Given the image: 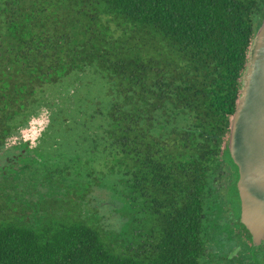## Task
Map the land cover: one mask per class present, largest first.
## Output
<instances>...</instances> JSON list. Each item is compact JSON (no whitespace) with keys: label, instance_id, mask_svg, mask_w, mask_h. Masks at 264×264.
<instances>
[{"label":"trees","instance_id":"1","mask_svg":"<svg viewBox=\"0 0 264 264\" xmlns=\"http://www.w3.org/2000/svg\"><path fill=\"white\" fill-rule=\"evenodd\" d=\"M263 21L264 0H0V149L55 109L51 153L26 160L48 199L0 185V264H213L215 183L237 167Z\"/></svg>","mask_w":264,"mask_h":264},{"label":"flooded vegetation","instance_id":"2","mask_svg":"<svg viewBox=\"0 0 264 264\" xmlns=\"http://www.w3.org/2000/svg\"><path fill=\"white\" fill-rule=\"evenodd\" d=\"M43 108L52 111L46 130L47 139L46 136L43 138L41 134L42 136L39 140L43 145L42 147H45L51 140H54L53 134L50 131V124L55 109L41 107L39 114L31 117L27 123L31 119L37 118ZM25 125L18 128L15 132L25 127ZM15 132L7 139L5 146L0 149V185L6 191L17 190V193L21 197H23V194H27L24 196V199L30 200L32 199L31 196L35 197V204L38 207L39 201L47 200L50 194L48 190L43 193L38 189L39 187H43L46 181H37L36 178H43V173L34 170L37 165H32L31 162L32 166H26V160H29V162L30 160H40L37 157L38 148L36 147L38 144L32 142L30 138L27 141L20 140L10 144L9 141ZM45 142L46 144L44 145L43 143ZM235 165L237 166L236 163ZM228 169L215 183L216 185L220 183V188L212 200V210L215 214L212 216V220L207 222L208 234L204 239L208 247L206 253L208 258L213 260V264H263L264 246L255 247L253 245L252 235L241 220L240 169L233 164H228ZM46 174L54 173L46 172ZM55 174L59 173L56 172ZM235 174L238 175L236 186L234 185ZM237 196L239 197V207L237 205ZM109 197L113 200L115 199V196ZM109 199L105 203L102 202V205L111 202ZM39 211L40 209H36L34 206L32 212L28 211L27 214L29 216L32 213H36L35 216H38L37 213Z\"/></svg>","mask_w":264,"mask_h":264},{"label":"water","instance_id":"3","mask_svg":"<svg viewBox=\"0 0 264 264\" xmlns=\"http://www.w3.org/2000/svg\"><path fill=\"white\" fill-rule=\"evenodd\" d=\"M229 150L240 169L242 223L264 246V21L254 37L232 118Z\"/></svg>","mask_w":264,"mask_h":264},{"label":"rangeland","instance_id":"4","mask_svg":"<svg viewBox=\"0 0 264 264\" xmlns=\"http://www.w3.org/2000/svg\"><path fill=\"white\" fill-rule=\"evenodd\" d=\"M78 81V80H77ZM51 110L43 108L40 115L37 118L31 119L25 127L21 128L17 132H15L10 139L9 143H13L16 141L24 140L27 141L28 138L32 139V142H35L37 145L36 148H38V155L37 156H42L43 154L46 155L47 157L51 153V149L49 148V145H45V147H42V143H40V138L43 135V138L46 136V130L47 126L49 125V118L51 114ZM42 134V135H41ZM47 139V136H46ZM34 144V143H33ZM35 146V145H34ZM41 148V149H40ZM99 197L102 200H108L110 197L108 196V193L106 192L105 189H100L98 191Z\"/></svg>","mask_w":264,"mask_h":264}]
</instances>
